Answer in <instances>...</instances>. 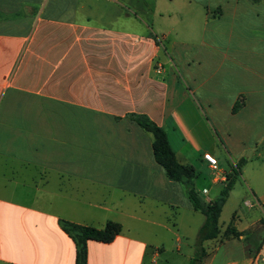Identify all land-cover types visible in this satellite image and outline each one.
<instances>
[{
  "label": "crops",
  "instance_id": "1",
  "mask_svg": "<svg viewBox=\"0 0 264 264\" xmlns=\"http://www.w3.org/2000/svg\"><path fill=\"white\" fill-rule=\"evenodd\" d=\"M132 113L207 177L206 199L242 158L233 185L263 210L264 0H0V264H74L60 218L120 225L86 241V264H168L163 244L197 232ZM233 217L240 233L208 239L200 264L264 254V221Z\"/></svg>",
  "mask_w": 264,
  "mask_h": 264
},
{
  "label": "trees",
  "instance_id": "2",
  "mask_svg": "<svg viewBox=\"0 0 264 264\" xmlns=\"http://www.w3.org/2000/svg\"><path fill=\"white\" fill-rule=\"evenodd\" d=\"M130 117L140 127L151 134V152L153 159L163 168L166 177L171 180L183 181L186 184V195L192 207L203 214V220L197 230L198 249L188 258L187 264H200L205 251L202 241L217 238L221 241L225 238L236 236L240 232L229 222L224 229L220 230L218 216L222 204L231 189L236 175L239 172L242 158L231 166L230 172L226 174L219 193L214 198H204L195 188L192 178L195 171L192 165L177 160L174 151L166 138V133L161 125L156 124L145 114L132 113ZM264 210V201L262 202ZM60 227L72 239L74 244V264H86V241L95 239L99 241H110L120 230V225L113 220H106L102 226L78 223L71 220L58 219Z\"/></svg>",
  "mask_w": 264,
  "mask_h": 264
},
{
  "label": "rangeland",
  "instance_id": "3",
  "mask_svg": "<svg viewBox=\"0 0 264 264\" xmlns=\"http://www.w3.org/2000/svg\"><path fill=\"white\" fill-rule=\"evenodd\" d=\"M214 155L220 161V163L226 166V159H225L226 156H225L224 148L222 146L219 145L216 146ZM206 178L207 177L205 176V179H203L202 175L197 173L196 176L193 177L192 182L195 187H200L201 183H205L207 181ZM248 203H250V205ZM232 217L233 219L238 220L239 223H245L247 220H255L256 222H259V220L261 219L262 221H264V212L257 205L256 199L251 194L246 193L244 189H242L238 185V183H235L233 185L221 207L218 216V224L220 228L224 227V225ZM176 221H179V217H176ZM184 222H185V218H184ZM195 231L196 230H194L192 234H190L189 231L188 232L189 235H188L185 234L183 230L178 229L177 234L182 241L181 249L180 250L175 249L176 241L174 240V236H173L168 242L163 244L164 251L160 252L161 254L160 257H166L168 260V264H187L188 261L187 253L189 250V246H191L189 255H192L194 251L198 249L197 232ZM201 243L204 251H206L207 246L209 244V240L205 239Z\"/></svg>",
  "mask_w": 264,
  "mask_h": 264
},
{
  "label": "built area",
  "instance_id": "4",
  "mask_svg": "<svg viewBox=\"0 0 264 264\" xmlns=\"http://www.w3.org/2000/svg\"><path fill=\"white\" fill-rule=\"evenodd\" d=\"M202 158L205 159L208 163V165L212 168L216 167V157L211 154L210 152H202L201 154ZM251 264H264V254H259L254 258Z\"/></svg>",
  "mask_w": 264,
  "mask_h": 264
}]
</instances>
